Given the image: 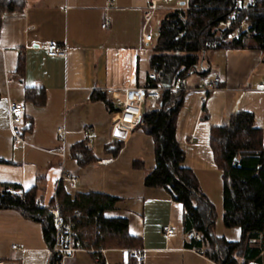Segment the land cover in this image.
I'll return each mask as SVG.
<instances>
[{
  "label": "crops",
  "instance_id": "crops-1",
  "mask_svg": "<svg viewBox=\"0 0 264 264\" xmlns=\"http://www.w3.org/2000/svg\"><path fill=\"white\" fill-rule=\"evenodd\" d=\"M154 1L158 4L153 15H158L156 25L152 24L153 17L145 24L150 0H26L20 12L3 16L0 183L17 184L24 190L38 186L42 203L48 205L62 175L69 174L77 180V193L94 192L117 198L115 208L105 212V217L127 222L128 234L140 240L139 248L132 250L140 251L144 261L139 263L133 258L131 250L101 248L105 250L102 263L130 264L133 258L138 264H215L205 254L207 245L197 243L184 231L182 204L163 188L145 187L144 179L155 167L152 138L138 134L136 128L115 157L106 155L105 146L114 136L112 113L105 101L93 100L98 93L113 103L111 92L145 84L153 41L145 42L144 35L155 36L165 12L186 0L168 4ZM106 22L108 25L102 28ZM48 44L63 46L66 56H47L44 46ZM20 58L24 65L19 72ZM202 65L207 74L195 75L192 83L187 78L175 135L185 156L184 167L194 173L201 192L211 203V192L216 195L222 183L209 145L211 128L224 125L234 113L248 112L262 132L264 144V91L255 89L264 84V52L247 48L212 51L206 54ZM213 78L219 79L220 86L205 94L200 88ZM27 89L43 90L44 104L37 106L27 101ZM10 102L26 107L25 145L13 144L7 110ZM80 142L92 149L95 162L80 166L72 158L70 150ZM142 146L149 153V167L137 154L142 159L138 161L139 169L145 170L140 178L135 167L121 165L120 159L129 148ZM64 183L67 188L68 182ZM165 226L172 228L173 234L165 235ZM220 231L214 235L229 242L240 240L238 228L224 227ZM250 245L255 252L248 254L246 263L239 260L238 264H264V232ZM88 255L78 252L63 264H87L86 259L91 258L92 264L98 263ZM49 258L41 225L17 211L0 210V262L48 264Z\"/></svg>",
  "mask_w": 264,
  "mask_h": 264
},
{
  "label": "trees",
  "instance_id": "trees-1",
  "mask_svg": "<svg viewBox=\"0 0 264 264\" xmlns=\"http://www.w3.org/2000/svg\"><path fill=\"white\" fill-rule=\"evenodd\" d=\"M26 0H0V26L3 16L20 12ZM188 9L165 12L153 40L150 72L157 79L156 87L175 78L205 75L202 61L208 52L223 49H252L264 52V0H186ZM240 4L238 13L233 7ZM231 18L227 29L219 23ZM245 24V29L242 28ZM228 34L232 38L228 39ZM20 58L17 70H23ZM186 91L170 94L162 91L156 110L143 108L141 128L153 140L155 167L145 177L147 188H163L171 198L184 207V231L198 234L197 243L207 245L206 256L215 264H238L249 260L255 251L251 241L264 232V144L262 132L255 127L251 113L240 111L230 115L227 122L210 130L209 145L217 169L221 172L223 189V226L238 228L240 240L229 242L214 235V207L201 192L194 173L184 167L185 156L175 135L177 116L182 108ZM26 100L37 106L44 104L41 89L25 90ZM93 100L105 101L108 110L113 103L104 94L95 93ZM123 142L114 141L105 146L106 155L115 157ZM71 156L80 166L96 161L86 142L75 144ZM134 166L139 168L140 163ZM56 202L63 217L79 220V233L73 244L88 248L138 249L140 240L128 234L127 222L105 217L113 210L117 198L102 193H69L64 182H59L55 196L48 205L42 203L38 186L28 190L17 184L0 183V210L17 211L25 219L41 225L48 249L54 247L56 231L50 210ZM77 215V216H76ZM254 251V252H253ZM94 258V256H92ZM133 258L130 260V264ZM48 264H61L53 253ZM97 264H103L102 261Z\"/></svg>",
  "mask_w": 264,
  "mask_h": 264
},
{
  "label": "built area",
  "instance_id": "built-area-1",
  "mask_svg": "<svg viewBox=\"0 0 264 264\" xmlns=\"http://www.w3.org/2000/svg\"><path fill=\"white\" fill-rule=\"evenodd\" d=\"M172 0H163L164 3H171ZM174 9H188L187 1L177 8ZM233 9L238 13L243 7L240 4H236ZM158 10V4L154 0H150L144 14L145 24L149 23L155 12ZM232 23L231 18L225 23H219V29H227ZM108 25L106 22L102 25L105 28ZM153 34L147 33L144 35V41L149 43L154 40ZM228 39L232 38V34H228ZM47 56L64 58L66 56V50L63 46L56 44H48L44 46ZM157 77L153 72L147 75L146 82L144 85L133 88V89H120L111 92V97L113 100L114 111L112 112L113 118V134L115 138L123 142L126 137L135 130L141 124L143 108L147 107L149 110H156L158 101L161 97L162 91H168L170 94H175L177 92H184L187 90V79L186 78H175L172 82L163 84L159 87H155L153 83L156 81ZM220 86V81L218 78H213L204 85L201 86L200 90L205 94H208ZM257 91H264V84L257 85L255 87ZM120 96V98H118ZM8 122L9 129L13 138V144L15 146L25 145L24 141V129H23V119L26 112V107L24 104L10 102L8 104ZM62 133L61 130H58ZM59 156L64 157V154H59ZM61 182H68L71 188L76 187L77 180L70 176L69 174H63ZM52 216V224L56 231V241L54 247L49 250L50 255L55 253L60 257V262L63 264L65 260L72 259L74 254L78 252H84L91 256H94L96 262H100L104 249H95L84 247L81 244H73V239L79 233V227H77L78 219L74 221L73 218H67L61 216L57 207L50 210ZM77 216V215H76ZM165 235L173 234V229L165 226L163 228ZM195 240H199V235H193ZM130 254L139 263L144 261V256L140 251L131 250ZM0 264H7L5 262H0ZM108 264V263H103Z\"/></svg>",
  "mask_w": 264,
  "mask_h": 264
},
{
  "label": "rangeland",
  "instance_id": "rangeland-1",
  "mask_svg": "<svg viewBox=\"0 0 264 264\" xmlns=\"http://www.w3.org/2000/svg\"><path fill=\"white\" fill-rule=\"evenodd\" d=\"M160 15V14H159ZM157 21H158V15H155L153 18H152V24L153 25H156L157 24ZM242 28L243 29H245L246 27H245V24H242ZM194 76L195 75H192V76H190V77H188V78H190V81H191V83L193 82V80H194ZM137 132H138V134H146L141 128H138L137 129ZM149 138V137H148ZM111 140V141H110ZM116 140V138L114 137V136H112L111 138H109V141H110V143H113L114 141ZM149 140H150V138H149ZM124 143V142H123ZM125 145H123V147H124ZM137 154H138V156L140 155L141 157H142V159H144V160H142L143 161V163H144V165H146L147 167V169H148V167H149V159H148V154L149 153H146V149H145V147L144 146H142V149H135L134 150V147L133 148H129L128 150H127V152L126 153H124L123 155V157L120 159V163H121V165H128V167H135L134 166V163L135 162H138V161H141L140 160V158H137L138 156H137ZM134 155H136V156H134ZM141 161V162H142ZM132 167V168H133ZM135 169L136 170H134V171H136V172H139V175H138V177H140V178H142V175L145 173V170H142V169H139V168H137V166L135 167ZM144 172V173H143ZM134 174V173H133ZM135 175V174H134ZM68 185L70 186V184L68 183ZM67 187V191L69 192V193H72V194H75V193H77V191H79V189H77V190H74V188H70V187ZM221 190L220 191H218L217 193H216V195H213L214 194V192H211L212 194H211V198H212V202H211V204H212V206L214 207V212H215V228H214V233H216L217 235H218V233H220L221 231V229L222 228H224L223 227V221H222V219H223V201H222V189H223V182L221 183V188H220ZM213 195V196H212ZM55 206H56V202H55V205H54V207L53 208H55ZM216 230V231H215ZM220 231V232H219ZM82 255V254H81ZM83 256H85V255H83ZM89 256V255H88ZM78 257L79 258H81L80 257V254H78ZM92 259V258H91ZM91 259H86V261L88 262L87 264H92L91 263ZM85 264V263H84Z\"/></svg>",
  "mask_w": 264,
  "mask_h": 264
},
{
  "label": "water",
  "instance_id": "water-1",
  "mask_svg": "<svg viewBox=\"0 0 264 264\" xmlns=\"http://www.w3.org/2000/svg\"><path fill=\"white\" fill-rule=\"evenodd\" d=\"M184 3H182V5H183Z\"/></svg>",
  "mask_w": 264,
  "mask_h": 264
}]
</instances>
